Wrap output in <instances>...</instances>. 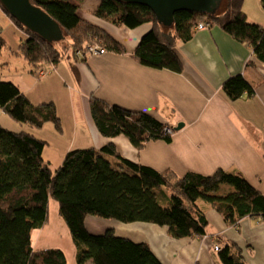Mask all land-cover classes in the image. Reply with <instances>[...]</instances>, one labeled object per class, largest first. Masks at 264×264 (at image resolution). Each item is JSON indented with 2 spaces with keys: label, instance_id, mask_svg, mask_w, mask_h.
Here are the masks:
<instances>
[{
  "label": "trees",
  "instance_id": "obj_1",
  "mask_svg": "<svg viewBox=\"0 0 264 264\" xmlns=\"http://www.w3.org/2000/svg\"><path fill=\"white\" fill-rule=\"evenodd\" d=\"M243 1L221 0L214 13L178 11L166 29L151 9L134 3L98 0L90 14L128 28L151 24L132 54L144 66L180 72L182 62L176 42L188 41L200 19L208 26L219 25L233 39L245 43L264 64V26L248 20ZM30 2L59 24L63 39L65 34L69 36L73 51L85 49L95 40L107 51L126 52L107 32L80 16L75 0ZM260 3L264 9V0ZM11 20L26 35L17 56L38 68L58 63L64 51L53 44L55 41L49 43L16 19ZM4 46L0 34V54ZM221 88L230 100L251 96L255 90L243 74L229 76ZM0 109L15 122L34 128L52 122L56 130H61L52 103L33 105L15 83L1 75ZM89 111L104 137L122 135L138 150L149 141L172 140L171 132L166 131L168 125L145 112L131 111L96 97L90 98ZM45 145L44 140L28 132L0 123V264H67L62 249L32 246V231L47 222L50 198L58 203V212L69 229L76 248V264L88 260L93 264H162L146 242L119 236L112 228L102 233L90 232L85 225L88 215L121 223H153L164 227L175 239L206 234L209 222L199 204L201 200L228 225H237L244 217L264 222V194L237 170L219 168L208 175L187 172L179 176L171 169L159 171L124 158L112 142L99 149H71L60 166L52 170L42 156ZM218 257L222 264H245L240 250L234 251L228 241L219 248Z\"/></svg>",
  "mask_w": 264,
  "mask_h": 264
},
{
  "label": "crops",
  "instance_id": "obj_2",
  "mask_svg": "<svg viewBox=\"0 0 264 264\" xmlns=\"http://www.w3.org/2000/svg\"><path fill=\"white\" fill-rule=\"evenodd\" d=\"M87 1L86 8L75 2L84 11L80 16L107 32L126 52L106 50L81 60L68 48L56 65L42 64L51 68L42 78L34 73L35 67L18 56L22 66L10 67L5 79H11L33 105L55 106L61 130H56L57 136H53V151L64 156L71 149H99L112 142L124 158L159 171L171 169L180 176L187 172L208 175L219 168L237 170L264 194V64L250 48L219 25L210 24L205 29H194L188 41L176 42L182 62L180 72L144 66L132 54L151 24L128 28L90 19V10L98 0ZM243 10L248 20L264 26L260 0H244ZM4 27L14 33L13 44L18 48L24 34L0 6L2 37ZM67 40L69 43L63 47L71 44L70 38ZM235 74H243L254 85L251 96L230 100L222 91L224 80ZM92 97L152 115L173 128L171 142L149 141L138 150L122 135L104 137L90 116ZM1 111L0 123L11 127ZM179 123L182 127L175 129ZM46 124L50 125L49 122L41 128L28 125L30 131H23L45 141L36 130ZM42 156L46 159L44 150ZM199 204L209 222L206 234L200 237L175 239L164 227L147 222L111 223L93 217L87 223L85 219V225L92 233L112 228L119 236L146 242L162 264H222L213 246L221 247L225 241L232 244L234 251L240 250L245 264H264V222L244 217L237 225H228L208 203L201 200ZM84 264L93 263L88 260Z\"/></svg>",
  "mask_w": 264,
  "mask_h": 264
},
{
  "label": "rangeland",
  "instance_id": "obj_3",
  "mask_svg": "<svg viewBox=\"0 0 264 264\" xmlns=\"http://www.w3.org/2000/svg\"><path fill=\"white\" fill-rule=\"evenodd\" d=\"M75 2L77 4L79 3V5L84 4V6H82V8L83 7L86 8L89 5L88 3H84V2H88L87 0H76ZM83 12L84 11L80 10V14ZM7 15L10 18L9 14H7ZM93 18H96V17L93 16L92 14H90V19H93ZM199 21H201V19ZM166 27H168V26L163 25V29H166ZM8 28L9 27H4V29H3V33H4L3 37H4V39L6 37L7 40L5 39V46L3 47L1 54H0V75L4 79H6V77H8L7 75H8V73H10L8 71L10 67H14L17 64L19 66H22L21 59L18 60L17 58H19V57L15 54V51H18L19 47L17 48L16 45L13 44L14 41H13L12 36L14 33H12L11 30ZM194 29H196V25H195ZM24 35L21 37V39L18 43L19 45L26 38V35L25 36ZM67 39H69V36L67 34H65L64 39H62L60 41H55L53 43L54 45H56V47H58V49H60L61 51H64V54L68 48H71L70 46L63 47L64 44L69 43V40H67ZM15 40L17 41V39H15ZM93 41L94 42H92L91 45L95 44V40H93ZM96 44H98V43H96ZM82 49H84V47L83 48L82 47L76 48L75 51H73L71 49V53L74 56H76L77 58L82 60V59H84L82 54H81ZM105 51H106V49H105ZM78 52H80V54ZM88 56H90V55H88ZM41 67L48 69V66L47 67L41 66ZM41 67H39V68H41ZM39 68H38V66H36L34 68V73L36 74V76L38 78L45 77L47 74H45L44 76L39 75ZM7 79H9V78H7ZM1 113L4 114V116H6L8 118L7 119L5 117L8 120V123L12 125L11 126V127H13L12 129H17V131H21V130L25 131V129H27L28 131H30L28 124H21V123L15 122L10 117H8V115H6L3 111H1ZM46 123H48V122H46ZM49 123H50V125L46 124V125H44V127L42 129L36 130V133H38V135H40V137H43L45 139L46 145L48 144L47 147H45L43 149L44 155L46 158L45 161L48 162L50 168L52 170H54L60 166V164L63 161L65 154L63 156V154H61V155L56 154L53 151V148H54L53 141H55V139L53 140V136H57L56 135L57 131H56V128L54 127V124L52 122H49ZM3 124H5V122ZM6 127H8V126H6ZM11 127H9V128H11ZM167 128L169 129V132H171V134H172V132L174 131L173 128H171L170 126H168ZM109 158L111 159V161L116 160L113 157H109ZM164 189H166V188H164ZM93 217L99 218L100 220H103V221H110L111 223L113 222V220H108V219L100 218L98 216L88 215V216H86V223H87V219L93 218ZM31 241H32V246L36 247V248L56 247V248L62 249L65 252L67 264H76V259H75L76 248H75V245L72 241L69 229H68L65 221L63 220V218L61 217V215L58 212V203L54 199L50 198L49 202H48L47 222L45 223L43 228L34 229L32 231ZM215 245L219 246L218 244H215ZM215 245L213 246L214 251H216Z\"/></svg>",
  "mask_w": 264,
  "mask_h": 264
},
{
  "label": "water",
  "instance_id": "obj_4",
  "mask_svg": "<svg viewBox=\"0 0 264 264\" xmlns=\"http://www.w3.org/2000/svg\"><path fill=\"white\" fill-rule=\"evenodd\" d=\"M147 6L155 14L156 20L164 26H170L174 13L191 11L197 13H214L221 0H118ZM1 8L31 32L43 40L53 43L63 39L59 24L41 8L32 5L30 0H0ZM182 127L179 123L175 129Z\"/></svg>",
  "mask_w": 264,
  "mask_h": 264
},
{
  "label": "built area",
  "instance_id": "obj_5",
  "mask_svg": "<svg viewBox=\"0 0 264 264\" xmlns=\"http://www.w3.org/2000/svg\"><path fill=\"white\" fill-rule=\"evenodd\" d=\"M208 24L203 20L201 19V21H198V23L196 24V29H205V28H208ZM78 51V50H77ZM105 52V49L103 47H100L98 44H90L88 47H86L84 50L82 49V56L85 57V56H88V55H99V54H103ZM80 54V52H78ZM51 72V68H48V69H45V68H39V75L40 76H44L45 74H48ZM166 131L169 132V129L166 128ZM215 248H216V251L219 250V246H216L215 245Z\"/></svg>",
  "mask_w": 264,
  "mask_h": 264
}]
</instances>
